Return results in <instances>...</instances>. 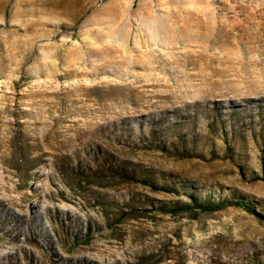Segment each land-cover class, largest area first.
Segmentation results:
<instances>
[{
    "label": "rangeland",
    "instance_id": "1",
    "mask_svg": "<svg viewBox=\"0 0 264 264\" xmlns=\"http://www.w3.org/2000/svg\"><path fill=\"white\" fill-rule=\"evenodd\" d=\"M0 264H264V0H0Z\"/></svg>",
    "mask_w": 264,
    "mask_h": 264
},
{
    "label": "trees",
    "instance_id": "2",
    "mask_svg": "<svg viewBox=\"0 0 264 264\" xmlns=\"http://www.w3.org/2000/svg\"><path fill=\"white\" fill-rule=\"evenodd\" d=\"M111 169H112V173L114 175H117L121 178H129V179H135V180H141V182L146 183V182H150V184H152V186H154L156 183L153 181H151L150 179L146 178V177H138V175L136 174V171L134 170H129L125 165L123 164H117V165H111ZM158 186V185H155ZM157 188H161L162 190H165L167 192H175L177 190H179L180 188L183 190L187 191L189 200L188 202L186 201H176L171 205H160L158 208L159 210L163 211V212H176V211H180V210H187V209H203V210H216V209H220L222 206L226 205V204H235V205H240L243 208H245L246 210H251V212H254L255 214L260 216V213L254 211V209L250 208L249 205L247 203H244L243 200H225V199H218V200H214L211 199L210 197H206V199H200L198 197L197 194L192 193L189 187H187V185H172L169 184L167 182L163 183L162 185H160Z\"/></svg>",
    "mask_w": 264,
    "mask_h": 264
}]
</instances>
